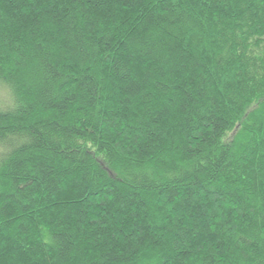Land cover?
Instances as JSON below:
<instances>
[{"label": "trees", "instance_id": "1", "mask_svg": "<svg viewBox=\"0 0 264 264\" xmlns=\"http://www.w3.org/2000/svg\"><path fill=\"white\" fill-rule=\"evenodd\" d=\"M0 264H264V0H0Z\"/></svg>", "mask_w": 264, "mask_h": 264}]
</instances>
